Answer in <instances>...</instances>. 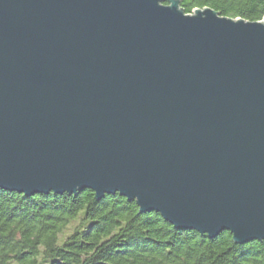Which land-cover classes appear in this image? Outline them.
<instances>
[{
    "label": "water",
    "instance_id": "obj_1",
    "mask_svg": "<svg viewBox=\"0 0 264 264\" xmlns=\"http://www.w3.org/2000/svg\"><path fill=\"white\" fill-rule=\"evenodd\" d=\"M0 190L118 194L178 230L264 241V20L0 0Z\"/></svg>",
    "mask_w": 264,
    "mask_h": 264
},
{
    "label": "trees",
    "instance_id": "obj_2",
    "mask_svg": "<svg viewBox=\"0 0 264 264\" xmlns=\"http://www.w3.org/2000/svg\"><path fill=\"white\" fill-rule=\"evenodd\" d=\"M178 1L186 15L209 8L232 20H264V0ZM0 264H264V241L240 245L229 232L209 239L178 230L118 194L97 201L92 191L0 190Z\"/></svg>",
    "mask_w": 264,
    "mask_h": 264
}]
</instances>
